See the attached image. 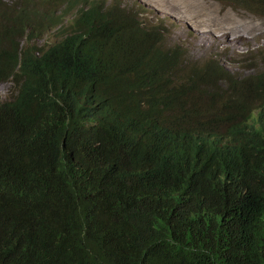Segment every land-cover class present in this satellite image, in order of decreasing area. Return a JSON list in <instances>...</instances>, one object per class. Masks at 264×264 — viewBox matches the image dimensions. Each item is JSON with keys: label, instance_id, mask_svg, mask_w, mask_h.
Returning <instances> with one entry per match:
<instances>
[{"label": "trees", "instance_id": "1", "mask_svg": "<svg viewBox=\"0 0 264 264\" xmlns=\"http://www.w3.org/2000/svg\"><path fill=\"white\" fill-rule=\"evenodd\" d=\"M16 2L5 22L0 0V264H264V66L183 62L111 9L22 50L39 0Z\"/></svg>", "mask_w": 264, "mask_h": 264}, {"label": "rangeland", "instance_id": "2", "mask_svg": "<svg viewBox=\"0 0 264 264\" xmlns=\"http://www.w3.org/2000/svg\"><path fill=\"white\" fill-rule=\"evenodd\" d=\"M3 1L7 6H10L13 2V0ZM106 1L107 0H103V4H107ZM142 1L146 5H155L163 11H171L170 8L172 12L180 9L178 13L189 17L192 26L198 25L204 27L205 30L213 29V35H216L218 31L221 33L225 31L229 34V38H227L228 36L225 37L222 35L221 39L214 45L215 52L209 53L207 49L204 48L202 40L195 38L184 46H181L179 44V39L182 41H189V39L177 37L174 33L165 35L167 30L158 21L147 19L142 11H135L138 20L146 23L148 26L154 27L153 37L163 46L171 47L183 62L196 60L198 63H202L206 60L213 59L216 65L222 67L227 74L239 76L250 72L251 69L247 66L257 65L259 60H264V12H262L261 8L255 3H252L248 7H244L240 5H231L227 2L218 0ZM245 2L249 3L250 0H245ZM79 4L80 3H76L73 8L79 7ZM52 7H55V4L48 1L43 4L42 8L45 10ZM6 9L10 11L11 6L6 7ZM158 13L159 15L162 14L160 11H158ZM173 14L178 16L174 12ZM232 34L240 38L232 44L233 47H236L237 52L222 53V49L225 48L224 40L231 39L232 36H234ZM32 43L38 47L45 48L51 43V40L44 39L43 37H36L33 39ZM187 48H191L193 51L187 54ZM8 86V82L0 83V95H3V97H5L8 92Z\"/></svg>", "mask_w": 264, "mask_h": 264}, {"label": "clouds", "instance_id": "3", "mask_svg": "<svg viewBox=\"0 0 264 264\" xmlns=\"http://www.w3.org/2000/svg\"><path fill=\"white\" fill-rule=\"evenodd\" d=\"M48 1L54 3L55 7H52L50 9L47 8L43 10L42 8L43 4ZM218 1H224L231 5H237L235 4L236 0H218ZM106 2L107 4H103V0H39L38 6L34 5L31 8L22 7L23 10L26 11L27 17L22 18L21 24H19V21H17L14 24L16 26L25 27L22 35L18 38L17 46L22 50H24L26 46H29L30 44L32 45L34 44L32 43V41L36 37H43L44 39L51 40L52 43L58 40L59 38L63 37L64 35L78 31L80 29V27L78 26L83 21L84 16L88 13V11L89 10L97 11L98 9L101 10L104 9V11H106L107 9H111L123 14L124 16L131 17L138 23V26L143 27L142 29L143 31L152 35L151 36L152 39L156 41L157 44L163 46L162 44L159 43V41L155 37H153L154 27L148 26L146 23L138 20V18L135 15V11H142L144 15L147 17V19H154L156 20V22L158 21L160 23L159 21L160 15L158 11H154L150 6L143 3L142 0H107ZM254 2L257 3L256 1ZM76 3H80L79 7L73 8V6ZM83 4H87V5H83ZM10 6L12 8L20 7V12H21V6L19 3L16 2V0H13ZM259 6L260 8H263V6L261 5ZM14 11L17 12V10L15 9ZM15 19L17 18L11 16V10L10 11L7 10V16L5 22L13 21ZM168 33H172V32L167 31L165 35H167ZM28 35H30V38H27ZM36 47L38 48V46ZM163 47L168 48L175 57L178 56L177 53H175V51H173L171 47H167V46H163ZM17 55L18 57H20L19 51ZM211 60H212L211 62L216 63L215 61H213V59ZM262 66H264V60H259L257 65L247 66V67L251 69L250 72H252L256 68H260ZM250 72L244 74H249ZM244 74L239 76L242 77ZM11 80H12L11 78H8L6 81H2L0 83L8 82L9 86L7 88L9 90L10 86L12 85ZM5 97H3V95H0V98H5Z\"/></svg>", "mask_w": 264, "mask_h": 264}, {"label": "bare ground", "instance_id": "4", "mask_svg": "<svg viewBox=\"0 0 264 264\" xmlns=\"http://www.w3.org/2000/svg\"><path fill=\"white\" fill-rule=\"evenodd\" d=\"M148 6H150L154 11H160L162 13L159 16V21L161 25L164 26L168 32L174 33L177 37H184V38L189 39V41H182L179 39V44L181 46H184L186 43L190 42L191 40L198 38L202 40L204 48H206L209 53H213L215 52L214 45L219 39H221V36L224 35L226 37L229 35L225 31H223L222 33L218 31V33L216 34L218 36L217 37L215 34L213 35V32H212L213 29L205 30L204 27H201L195 24H194L195 26H192L190 24L192 22L190 21L189 17L183 16L178 13L180 9H177V11H173L175 14L178 15V16H175L171 8H170L171 11H163L155 5L148 4ZM229 37L230 36H228L227 38ZM238 39L240 38H237L236 35H234L232 36L231 39L224 40L225 48L222 49L223 50L222 53L237 52L236 47H233L232 44ZM191 51H193L191 48L186 49L187 54L190 53Z\"/></svg>", "mask_w": 264, "mask_h": 264}]
</instances>
